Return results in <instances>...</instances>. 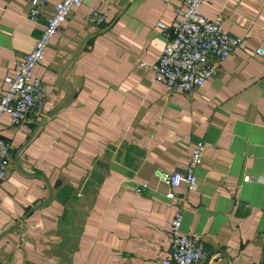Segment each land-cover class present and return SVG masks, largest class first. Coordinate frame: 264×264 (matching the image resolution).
Listing matches in <instances>:
<instances>
[{
	"label": "crops",
	"instance_id": "1",
	"mask_svg": "<svg viewBox=\"0 0 264 264\" xmlns=\"http://www.w3.org/2000/svg\"><path fill=\"white\" fill-rule=\"evenodd\" d=\"M183 1L83 0L51 39L33 70L41 111L0 118V264H160L177 205L181 234L206 249L199 264H264V0L204 1L246 48L202 87L170 93L148 67L164 45L156 25L170 28ZM57 2L31 22L29 0H0V94ZM95 10L101 27L85 21ZM199 141L195 187L159 184L154 171L185 173Z\"/></svg>",
	"mask_w": 264,
	"mask_h": 264
},
{
	"label": "built area",
	"instance_id": "2",
	"mask_svg": "<svg viewBox=\"0 0 264 264\" xmlns=\"http://www.w3.org/2000/svg\"><path fill=\"white\" fill-rule=\"evenodd\" d=\"M204 1L214 0H184L175 9L177 19L170 28L161 23L156 25L164 45L157 63L148 68L153 72L154 82L164 85L170 93H188L202 87L233 50L246 48L245 39L230 36L222 29L220 19L208 20L200 13ZM45 2L29 0L27 14L31 22L36 21ZM82 5L83 0H58L31 52L18 60L11 75L5 79L7 88L0 94V118L8 115L12 125L17 126L28 116L41 111L46 92L42 81L33 75V70L42 61L51 39L61 30L72 11ZM85 21L89 26L101 27L106 22V14L89 11ZM256 54L263 57L264 51L257 49ZM141 66L147 67L145 63ZM207 146L204 141L193 145L183 174L154 171L157 182L170 188L185 185L193 189L196 184L194 170L201 163ZM9 159L10 145L0 138V183L6 178ZM146 188V183L141 184L136 192ZM166 199L174 201L176 197L170 191ZM177 206L165 233L169 240V256L160 260V264H199L206 256V249L197 238L181 234L182 213Z\"/></svg>",
	"mask_w": 264,
	"mask_h": 264
}]
</instances>
